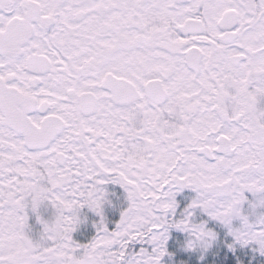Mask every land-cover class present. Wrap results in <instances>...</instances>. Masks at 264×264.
<instances>
[{
    "label": "snow or ice",
    "instance_id": "obj_1",
    "mask_svg": "<svg viewBox=\"0 0 264 264\" xmlns=\"http://www.w3.org/2000/svg\"><path fill=\"white\" fill-rule=\"evenodd\" d=\"M0 264H264V0H0Z\"/></svg>",
    "mask_w": 264,
    "mask_h": 264
}]
</instances>
